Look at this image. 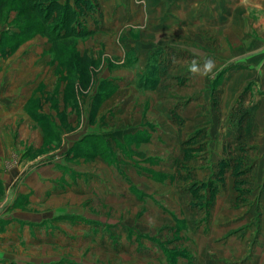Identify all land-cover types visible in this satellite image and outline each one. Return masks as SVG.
I'll return each mask as SVG.
<instances>
[{
	"label": "crops",
	"instance_id": "1",
	"mask_svg": "<svg viewBox=\"0 0 264 264\" xmlns=\"http://www.w3.org/2000/svg\"><path fill=\"white\" fill-rule=\"evenodd\" d=\"M144 1L94 0L97 11L84 17L92 34L77 51L95 60L113 43L115 54L85 97L86 120L74 83L56 79L46 38L0 56V264H81L43 248L88 243L122 264H264V0H241L260 9L253 34L262 58L234 66L168 39L190 6L192 22L232 32V0H173L172 12ZM137 22L142 31L120 35ZM156 53L159 81L140 87ZM205 58L225 72L221 81H197ZM67 196L89 199L98 218L48 206ZM137 207L151 223L101 215Z\"/></svg>",
	"mask_w": 264,
	"mask_h": 264
},
{
	"label": "rangeland",
	"instance_id": "2",
	"mask_svg": "<svg viewBox=\"0 0 264 264\" xmlns=\"http://www.w3.org/2000/svg\"><path fill=\"white\" fill-rule=\"evenodd\" d=\"M153 5L152 9L156 11V9H170L171 5L170 2L173 0H152ZM253 3L257 0H251ZM190 2V1H189ZM241 0H232L231 4L234 9V21H233V31L230 32L229 30L219 29L215 30L214 32H209L206 28V23L203 22H192L190 19H192L190 14L192 11L191 6L186 8L185 14H183V17L185 18L184 22L180 23H173L174 25L178 24L174 28H172L171 35L169 36V40L173 41L174 43H181L184 44L185 47H198L201 49H206L207 51H211V54H215V57L220 58V62L231 63L232 66H234L238 61L241 59H244L246 57H250V59L254 62H260V58H262V55L260 54V37L255 36L253 33H256V25L260 24V9L256 11V8L252 5L247 6L245 3L241 4ZM137 3L141 4L142 7L146 6V3L144 0H137ZM162 3V4H161ZM221 8V6H220ZM207 9L209 7L207 6ZM170 12L171 9H170ZM14 14V12L10 13V16ZM10 16L7 21L0 22V32L5 30H10L15 24L13 23V18L10 19ZM159 16V14H158ZM159 23V21H157ZM145 28V22H137L132 23L129 25H126L120 30V35L125 32L126 30H137L142 31ZM124 30V31H123ZM211 33V34H210ZM113 41L116 40V38H111ZM110 39V41H111ZM108 41V40H107ZM112 42V41H111ZM105 48V49H104ZM113 43L112 46L109 44L104 45L102 48H99V56L97 59H93L91 56V59L93 61V68L90 71V81L87 84V87H83L79 84L78 81L74 82L73 89L76 93V100L77 103L80 105L81 110V118L82 120H86V115L84 114V100L85 97H88L90 93L92 92V89L97 81L99 80V74L102 72L104 68H106L107 65H115L114 60H112V57L114 54L113 51ZM248 53V54H247ZM92 54V52H91ZM51 61L55 62L57 65L56 68V74H57V81H67L65 79V73L61 72L58 68V61L56 59V56L52 54ZM50 61V62H51ZM122 62V61H121ZM255 66L257 64H254ZM51 66V63H50ZM252 76L251 81H260L259 78H257V69H252ZM225 72L223 70L217 71H211L205 76H200L199 80L197 81H221L222 76ZM46 81H50L47 80ZM174 81H179L178 79H174ZM183 81H194V79H185ZM182 93L179 94L177 97L180 99L187 98L186 94ZM171 99V98H170ZM149 101V99H146ZM170 102V101H169ZM179 105H181V101H179ZM143 108L145 100L142 102ZM142 103L140 106V110H142ZM171 103L174 104L175 99H171ZM182 104H184V101H182ZM143 112V111H142ZM95 147L99 149V147H102V143H94ZM89 148V146H86ZM92 151V150H91ZM96 152L95 150H93ZM107 152L108 150H104ZM81 153L85 152L84 149L80 150ZM118 152H120V149H118ZM86 153V152H85ZM84 153V154H85ZM110 155L107 154L106 158H109ZM20 167H23L21 165ZM88 202L89 199L85 197H64V198H57L54 199V201L49 203V207H52L53 205L57 204H72L73 209H85L88 213L87 215L92 218H98L99 214L96 211V206L89 205ZM88 204V205H87ZM100 209V208H98ZM107 210V209H106ZM105 210V211H106ZM90 213V214H89ZM93 213V214H91ZM103 216L106 217H114L119 218L121 220H129V218H135L139 219L140 217L143 219H139L138 221H141L143 224L147 220V222L151 223L152 220L144 217L145 213L140 211V209L137 207L136 209H131L123 211H119L118 213H113L112 210L107 211L106 213L102 212ZM138 217V218H137ZM146 224V223H145ZM25 249V248H24ZM43 249H45L43 251ZM41 252H45L48 254L49 252H54L58 256H69L73 258L80 259L81 264H122V261L118 257L109 256L106 254L98 253V250L96 246L93 243H88L84 246L79 247L78 249H71V250H59L57 248H43ZM27 251V249H26ZM30 253L32 251H29ZM35 253V252H34ZM134 264V263H131ZM139 264V263H136ZM145 264V263H141Z\"/></svg>",
	"mask_w": 264,
	"mask_h": 264
},
{
	"label": "trees",
	"instance_id": "3",
	"mask_svg": "<svg viewBox=\"0 0 264 264\" xmlns=\"http://www.w3.org/2000/svg\"><path fill=\"white\" fill-rule=\"evenodd\" d=\"M96 11L94 0H74L73 4L61 0H0V22L7 21L11 12L15 14V25L11 28L14 31L0 32V56L11 55L23 42L39 35L50 44V52L56 56L65 79L84 86L90 81L94 65L91 57L80 54L76 46L79 40L92 34L85 26L84 17ZM162 64L159 53L150 58L145 71L138 75V80L144 81L140 87L155 88Z\"/></svg>",
	"mask_w": 264,
	"mask_h": 264
},
{
	"label": "clouds",
	"instance_id": "4",
	"mask_svg": "<svg viewBox=\"0 0 264 264\" xmlns=\"http://www.w3.org/2000/svg\"><path fill=\"white\" fill-rule=\"evenodd\" d=\"M204 71L201 72L200 74L201 75H207L208 73H210L214 67V61L210 58H205V61H204ZM189 70L190 72L192 73H196L198 72L199 70V64L197 61L193 60L190 65H189Z\"/></svg>",
	"mask_w": 264,
	"mask_h": 264
}]
</instances>
